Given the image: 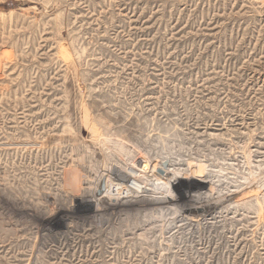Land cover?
<instances>
[{
	"label": "rangeland",
	"instance_id": "1",
	"mask_svg": "<svg viewBox=\"0 0 264 264\" xmlns=\"http://www.w3.org/2000/svg\"><path fill=\"white\" fill-rule=\"evenodd\" d=\"M0 264H264V0H0Z\"/></svg>",
	"mask_w": 264,
	"mask_h": 264
},
{
	"label": "bare ground",
	"instance_id": "2",
	"mask_svg": "<svg viewBox=\"0 0 264 264\" xmlns=\"http://www.w3.org/2000/svg\"><path fill=\"white\" fill-rule=\"evenodd\" d=\"M111 182V181H110ZM116 186V187H115ZM117 187H119V186H117V185H112V186H110L109 187V189H108V193L109 194H111L112 195V193L113 194H118L119 193V190H117V189H119V188H117ZM107 191H105V193H106ZM107 193V194H108Z\"/></svg>",
	"mask_w": 264,
	"mask_h": 264
},
{
	"label": "built area",
	"instance_id": "3",
	"mask_svg": "<svg viewBox=\"0 0 264 264\" xmlns=\"http://www.w3.org/2000/svg\"><path fill=\"white\" fill-rule=\"evenodd\" d=\"M116 187V186H115ZM117 188H119V187H117ZM122 188H119V189H117V190H121ZM101 216V215H100Z\"/></svg>",
	"mask_w": 264,
	"mask_h": 264
},
{
	"label": "water",
	"instance_id": "4",
	"mask_svg": "<svg viewBox=\"0 0 264 264\" xmlns=\"http://www.w3.org/2000/svg\"><path fill=\"white\" fill-rule=\"evenodd\" d=\"M166 165V164H165ZM160 173H162V170H160Z\"/></svg>",
	"mask_w": 264,
	"mask_h": 264
}]
</instances>
